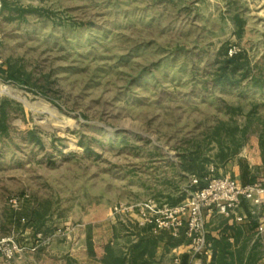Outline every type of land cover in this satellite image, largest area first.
I'll list each match as a JSON object with an SVG mask.
<instances>
[{"label": "rangeland", "instance_id": "1", "mask_svg": "<svg viewBox=\"0 0 264 264\" xmlns=\"http://www.w3.org/2000/svg\"><path fill=\"white\" fill-rule=\"evenodd\" d=\"M223 50L257 83L220 82ZM2 100L0 239L64 258L112 222L124 253L126 209L193 191L187 158L237 181L244 158L264 184V0H0Z\"/></svg>", "mask_w": 264, "mask_h": 264}, {"label": "built area", "instance_id": "2", "mask_svg": "<svg viewBox=\"0 0 264 264\" xmlns=\"http://www.w3.org/2000/svg\"><path fill=\"white\" fill-rule=\"evenodd\" d=\"M191 186L198 184L194 176L190 178ZM205 185L193 190L185 199L175 205L155 204L151 201L137 204L135 214H128L130 223L139 227H150L152 234L166 232L177 236L185 228V236L190 240L187 253L191 260L207 256L210 245L206 243V217L219 215L227 220L241 224L253 219L257 223L256 234H264V186L261 183L242 185L236 179L224 175L207 176ZM15 205L17 201L11 200ZM247 206V212L243 206ZM30 245L19 244L14 237L0 239V264H13L14 260L25 252H36L49 244V238L41 233L34 235ZM174 264H179L180 253L173 251Z\"/></svg>", "mask_w": 264, "mask_h": 264}, {"label": "trees", "instance_id": "3", "mask_svg": "<svg viewBox=\"0 0 264 264\" xmlns=\"http://www.w3.org/2000/svg\"><path fill=\"white\" fill-rule=\"evenodd\" d=\"M5 4L2 9H5ZM21 14L24 10L16 9ZM256 66V65H255ZM254 67L249 66V60L243 52H236L228 55L226 50L222 52V60L218 71V80L228 84H236V73L242 70L241 78L251 76V81L257 83L258 78L253 73ZM10 78L13 77L10 75ZM259 84V83H258ZM5 101L0 102V131L6 130L4 121L6 119ZM187 161L181 163V169L198 179L196 186H191L192 190L202 188L205 183L203 179L207 177L202 171V164L196 163L195 158H187ZM239 171V181L242 185L256 183L257 176L253 172L252 166L248 161L241 158L237 162ZM211 176L219 177V174ZM264 186V184H262ZM180 200H170L166 203L175 205ZM247 212V206H243ZM222 233L218 239L206 233V243L210 245L211 259L208 264H258L262 254V244L260 238H256L251 247L248 248V243L253 239L256 232L257 223L253 219L241 224L228 225L227 222L220 224ZM132 230L137 240L128 244L126 252L117 254L110 243L97 245L88 237L86 240V253L90 259L96 260L101 264H159L156 262V252L158 247H161L164 252L181 244H189L190 240L185 236V228H181L177 236H172L169 233L161 232L152 234L150 227L136 228ZM116 228H113V238H116ZM232 238L230 242L228 239ZM241 241L240 245L239 242ZM203 263V257H200ZM179 264H192L189 254H182L179 257Z\"/></svg>", "mask_w": 264, "mask_h": 264}, {"label": "crops", "instance_id": "4", "mask_svg": "<svg viewBox=\"0 0 264 264\" xmlns=\"http://www.w3.org/2000/svg\"><path fill=\"white\" fill-rule=\"evenodd\" d=\"M127 217V216H126ZM125 217V218H126ZM130 217L132 216H128L127 217V221L132 220ZM214 217L215 215H212V216H208L206 217V225H208L210 222H212L214 220ZM220 219H221V222L215 226L214 228V232H207V234H210L212 237L218 239L222 233V228L220 227V224L222 222H227L228 225H232V224H235L229 220H227L226 218L220 216ZM112 220V218H111ZM112 223V222H110ZM110 223H107V226L106 228L104 227V231L106 230L107 231V238L106 240H103V241H97V242H94V240L91 238V240L93 241V243L97 244V245H104L106 243H110V240L113 239V235H112V232H113V227H112V224L110 226ZM205 225V227H206ZM137 228V226H134ZM140 228H144V227H138V229ZM131 230V229H130ZM260 238L261 240V244H262V247H261V250H262V254H261V258L259 259L258 261V264H264V234L262 235H257L256 232L254 234V237L253 239H251V241L248 243V248L251 247L252 243L254 242V240L256 238ZM135 239H137V237L135 236ZM230 242L233 241L232 238H229L228 239ZM241 241L239 242V245H240ZM187 246L188 244H181V245H178L176 247H173L171 248L169 251L167 252H164V250L161 248V247H158L157 249V252H156V262H158L159 264H167L166 262L169 261V258L167 259V255L169 257L171 256H174L173 255V250L176 248L178 249V252L180 253V255L182 254H188L187 253ZM58 252H53L52 254H46V253H41V252H38L36 255V259L30 261L28 259V256L30 253H23L22 255L18 256L13 264H101L100 262L96 261V260H93V259H90L86 253H80V254H65V257L63 258V255L62 254H57ZM190 256V255H189ZM211 259V251H210V254L209 256H204L203 258V263L204 264H208L209 261ZM190 261L192 262V264H201V260H191L190 258Z\"/></svg>", "mask_w": 264, "mask_h": 264}]
</instances>
